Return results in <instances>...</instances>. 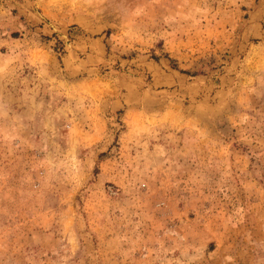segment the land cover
I'll use <instances>...</instances> for the list:
<instances>
[{
  "label": "rangeland",
  "instance_id": "obj_1",
  "mask_svg": "<svg viewBox=\"0 0 264 264\" xmlns=\"http://www.w3.org/2000/svg\"><path fill=\"white\" fill-rule=\"evenodd\" d=\"M0 264H264V0H0Z\"/></svg>",
  "mask_w": 264,
  "mask_h": 264
}]
</instances>
